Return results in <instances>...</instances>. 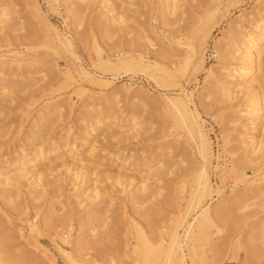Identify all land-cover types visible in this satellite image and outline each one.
<instances>
[{"label":"rangeland","instance_id":"1","mask_svg":"<svg viewBox=\"0 0 264 264\" xmlns=\"http://www.w3.org/2000/svg\"><path fill=\"white\" fill-rule=\"evenodd\" d=\"M101 1L0 0V12L9 14L0 23V171L31 159L37 135L48 148L47 165L56 167L45 186L30 184V177L20 180L15 195L0 187L3 264H172L181 250L187 264H208L217 252L223 253L220 264H248L250 252L255 264H264L263 160L252 163L262 169L247 167L246 178L237 181L224 151L231 139L227 148L235 158L250 153L249 95L241 85L235 97L221 95L230 85L227 63L239 54L249 21L264 14V0H180L171 16L166 0H116L121 21ZM48 22L70 44L57 43ZM205 28L210 34L200 66L192 49L199 48ZM120 55L161 62L175 75L150 65L112 68ZM180 90L193 92L190 105L205 120L214 146L207 168L215 191L202 202L231 203L219 225L189 237L186 225L197 213L193 196L201 188L195 173L206 164L167 107V96ZM111 106L115 112L108 113ZM44 110L55 114L35 129ZM130 121L139 125L130 129ZM70 145L74 150L64 153ZM164 150L170 152L166 167L158 160ZM122 163L120 181L100 173ZM84 165L95 171L104 194L98 208L83 193L92 184L80 180ZM132 176L147 178L142 198ZM174 235L182 242L173 244ZM7 253L11 257L3 259Z\"/></svg>","mask_w":264,"mask_h":264},{"label":"bare ground","instance_id":"2","mask_svg":"<svg viewBox=\"0 0 264 264\" xmlns=\"http://www.w3.org/2000/svg\"><path fill=\"white\" fill-rule=\"evenodd\" d=\"M90 0H76V2L79 5H85ZM180 0H166L165 3L167 4V15L171 16L172 12L177 9V6L179 5ZM103 4L110 5L111 8L110 12L113 14V19L117 20L122 18L124 12H117L118 16L116 17V8L118 5V1L116 0H102ZM131 4L133 3L132 0H124L123 3ZM119 6V5H118ZM109 7H107L109 9ZM119 8V7H118ZM120 9V8H119ZM118 9V11H119ZM121 10V9H120ZM124 10V9H123ZM125 11V10H124ZM176 11L173 12V15ZM262 16H256L253 20H250L248 25L247 32L244 33V38L242 41V44L240 48H238L236 51H240L239 54L233 59L235 61L227 63L228 72H226L225 77L228 78V84H230L227 87L221 88V95L227 96V98H233L235 93H240L245 89H247V94L249 95V100L246 103V106L248 108H244V111H246V115H248V118L251 119L250 123L248 124V128L250 130L249 138H248V144L250 145V153L248 156H243L242 162L239 160V158H235V154L232 152V150H229L227 148V144L231 141V139H226V142L224 144V151H227L231 155V160L229 163V169L228 171L231 172L232 177H235L236 180H244L246 178L245 173L243 172V169H247V167H250L253 169V172L259 171L262 169V165L264 164V14H261ZM9 18V14L6 11L0 12V23H4ZM48 28L50 31H52L53 38L57 43L66 45L70 44L69 40H66L62 37L61 33L57 30L56 26L48 22ZM206 29V28H205ZM203 37L201 38V43L199 48L194 46V49H192V53L199 59V65H204V54H205V47L207 44V38L210 34V29L204 30ZM202 35V34H201ZM198 43V42H197ZM218 51V50H217ZM167 54V52L165 53ZM108 63V62H103ZM148 65L150 67L155 66L159 71L162 73L169 72L171 74V70L168 71V69L163 65L161 62H157L155 64L147 63L144 59V56H135L131 57L129 59L123 58L121 55L116 63H114L112 68H144L149 69ZM148 71V70H147ZM174 74V71H172ZM257 74L256 80H254L252 83L249 82V78L254 74ZM33 71H27V75L33 74ZM37 73V72H35ZM92 80L98 81L99 78L96 76H92L89 72H85ZM152 73V72H150ZM156 73V72H155ZM163 74V75H164ZM168 74V75H170ZM152 75V74H151ZM154 75V74H153ZM170 75V76H171ZM175 75V74H174ZM24 76V75H22ZM162 76V75H161ZM21 77V76H20ZM0 78L4 79V76H0ZM24 78V77H22ZM163 78V76L161 77ZM1 79V80H2ZM168 79V78H167ZM168 82V81H167ZM11 84V82H9ZM8 83V84H9ZM165 83V81H164ZM14 86V82L12 83ZM17 84V83H16ZM243 86L242 89H237L238 86ZM10 86V85H9ZM9 86H7V90L9 89ZM193 92H191V96L188 93H185L184 90H180L177 96L170 97L167 96L166 102L168 104V109L172 111L175 124L177 126H180L182 128L186 127L188 129V136L191 140H194L197 144V148L200 152V155L202 156L205 166L203 165L201 170L199 169V172L195 173V177L198 181L201 183V188L194 194V208L197 209L196 215L193 217L192 221H189L186 225L185 229V236L189 237L192 235V233L195 230H205L211 226H217L219 225L218 222L221 221L225 216L226 213H228V206L231 205V203H223L216 206H212V203H203L202 197H205L206 195H210L213 191H215V188L212 183L210 171L207 168V164H211L213 161V157L215 156L214 153V146L212 139L209 135L208 130L205 128V120L201 116L200 112L196 109H193L190 105V103L193 101ZM246 102V101H245ZM108 113L115 112V107L111 106L108 109ZM243 111V112H244ZM57 112V111H56ZM55 114V111L51 110H44L43 112L39 113L38 117V124L36 125L35 129H39L42 126H45V122L47 119L52 117ZM101 116L96 117L97 121L100 120ZM121 120L118 119V121ZM114 121H117V118L114 119ZM41 122V123H39ZM133 122V123H132ZM130 121L128 124L130 126V129L135 128L137 125H139V122ZM127 125V126H128ZM126 127V124L124 125ZM129 129V127H128ZM185 129V128H184ZM186 129V130H187ZM187 132V131H186ZM228 135V134H227ZM89 135H86V138H89ZM229 136V135H228ZM228 136H226L228 138ZM37 143L39 142L38 148H36V151L33 154V157L29 160H23L20 159V166L17 168L12 169L10 172H3L0 171V187L3 191L8 193V195H15L19 193L18 191V185L21 179L23 178H30L33 177V181H30V184L32 183L34 186L38 187L40 184L45 186L46 178L50 175L52 171L56 167H53V165H47V159H48V152L47 149L44 147L45 141L42 139L40 140L39 135L36 137ZM85 143V142H84ZM84 147L82 149L83 152H85L87 149L86 143L83 144ZM71 146V145H70ZM73 147H67L66 149L62 150L64 153L66 152H72ZM77 151V150H76ZM81 151H77L76 153L79 154ZM75 153V152H74ZM170 152H163L159 155V163L161 166L166 167L167 160L169 158ZM220 157V156H218ZM241 158V157H240ZM230 159V158H229ZM263 160V164L254 165L252 163ZM19 162V161H18ZM46 162V163H45ZM112 162H115V160H112ZM50 163V162H49ZM124 163L120 164L118 170L114 171L113 169L109 170L106 169L104 171H101L102 175L104 174L106 178H113L116 177L117 180L120 181L122 177H124L123 172L121 170L124 169ZM42 165V166H41ZM47 165V166H45ZM219 165L216 166V169ZM243 167V168H241ZM249 168V169H250ZM81 174V181L83 184L90 183L88 187L85 188L84 194L86 195V199L90 200L91 203L95 204V207L98 208L101 206V203H103V192L102 190L96 185L97 183V176H94L95 171L89 169L87 166H81L82 171ZM161 170V169H160ZM51 171V172H50ZM99 172L97 173V175ZM100 175V174H99ZM261 174H257V176H260ZM79 176V175H78ZM80 177V176H79ZM134 180L138 178V182L136 183L137 190H138V197L142 198L144 191L148 190V185L146 181V177L140 176L135 178V176H132ZM32 179V178H30ZM29 179V180H30ZM259 179V178H257ZM35 187V188H36ZM236 186H234V189ZM217 190V189H216ZM217 193L219 194V190H217ZM238 197H240V194H237ZM103 199V200H102ZM192 203V202H191ZM203 203V204H202ZM230 204V205H229ZM193 206V205H192ZM92 210H89L88 213L92 215ZM229 214V213H228ZM181 237L174 235L172 237V242L174 243H181L182 240H180ZM64 240V238H63ZM147 243V240H145ZM141 242H142V234H141ZM180 247H182L180 245ZM12 255V254H11ZM9 253L3 255V259L11 257ZM14 255V254H13ZM223 255L221 252H217L212 256V262L208 264H220V258ZM71 256V255H70ZM159 255H156L155 260L157 261L159 258ZM178 260L175 263L172 264H187V256L184 253V251H180L178 253ZM72 258V257H71ZM248 264H255L254 255L253 253H248ZM149 259L145 256V260ZM141 260H142V254H141ZM155 261V263H156ZM78 263V262H77ZM158 263V261H157ZM156 263V264H157ZM0 264H3V261L0 259ZM80 264V263H78Z\"/></svg>","mask_w":264,"mask_h":264}]
</instances>
